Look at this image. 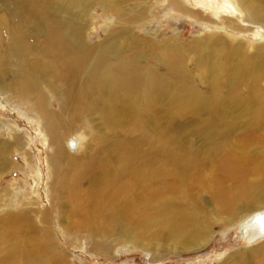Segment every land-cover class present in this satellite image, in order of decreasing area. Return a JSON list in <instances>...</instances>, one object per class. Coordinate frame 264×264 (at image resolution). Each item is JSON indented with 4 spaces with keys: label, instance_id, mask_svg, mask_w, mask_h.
Returning a JSON list of instances; mask_svg holds the SVG:
<instances>
[{
    "label": "bare ground",
    "instance_id": "6f19581e",
    "mask_svg": "<svg viewBox=\"0 0 264 264\" xmlns=\"http://www.w3.org/2000/svg\"><path fill=\"white\" fill-rule=\"evenodd\" d=\"M217 2L231 16L264 25V0ZM96 6L117 23L104 42L90 43ZM153 10L199 28L215 20L185 0H0V95L37 119L54 151L53 209L60 220L77 218L80 231L119 243L200 250L211 234L201 203L209 193L227 215L222 225L253 214L241 225L264 235V46L249 53L218 35L186 43L180 34L167 36L172 17L162 40L158 31L134 35L131 25ZM87 135L106 143L105 151L70 155L65 141L78 136L82 143ZM23 148L14 125L0 120V175L7 152ZM45 212L0 211V264H66ZM260 248L264 255V243ZM256 262L232 264H264Z\"/></svg>",
    "mask_w": 264,
    "mask_h": 264
},
{
    "label": "rangeland",
    "instance_id": "374dc122",
    "mask_svg": "<svg viewBox=\"0 0 264 264\" xmlns=\"http://www.w3.org/2000/svg\"><path fill=\"white\" fill-rule=\"evenodd\" d=\"M154 1L162 4L164 0ZM217 1L219 0H185L189 8L207 11L211 18H215V20L206 24L207 26L204 25L199 28L197 25H192L193 19L187 20L177 15H173V17L170 14L167 15L168 12L153 10V16L143 22V24L145 23L144 26L143 24L139 26L131 25V28L132 31L134 29V35H138V37L141 36V29L146 32L158 31L155 37L157 40H162L159 34H161V31L167 30L164 25L167 23L168 18L170 20L172 17V20L169 21L171 25L168 28L170 32L167 33V36L172 33L180 34L184 37L186 43L194 38H207L211 35H218L232 45L241 46L243 50L249 51V53L255 52L260 46H264V39H261L264 36V25L248 22L240 15L238 17L231 16L227 11L228 6L225 5V8L222 9V3ZM139 3H143V0H139ZM216 6L220 8V11H218V8L215 9ZM210 8L216 11L214 16ZM93 10L91 12L92 20L89 21L91 25L89 24L87 29L89 31L88 40H90V43L104 42L107 39L106 28L114 26L117 20L114 19L112 21L114 23H112L109 18H104L103 11L97 6ZM165 16L166 18H164ZM218 18H225L223 20L225 22ZM161 20L162 23L159 22ZM151 36H153V33H149L146 37L151 39ZM148 63L151 67L156 65L153 64L152 59L148 60ZM157 70L165 71L160 64ZM161 75L164 74L161 73ZM242 91L247 94L246 89ZM260 93L264 98V86H262ZM51 107L54 110H59L54 101ZM21 108V103L6 101L5 95H0V120L8 121L14 125L24 142L23 150L11 149L9 153L7 152L8 169L0 175V205H2L0 211L2 209L7 210L8 206L11 207L12 211H27L29 209L31 212L32 210L38 212L37 217H41L46 211L45 213H48L53 220L51 226L53 227L54 238L64 254L66 264H224L225 262L232 264L240 263V261L242 263H246V261H264V255L261 254L262 249L260 248L261 244L264 243L263 233L258 228L243 227L241 225L246 218L252 217L253 214L250 216L246 214V217L242 218L243 220H236L232 226L222 225L226 221L227 215L218 213L217 209L219 207L216 199L209 193H207L206 202L201 203L203 211L208 212L207 217L211 223V234L210 237L204 238L209 240L208 245L200 250L184 251L180 246H174L171 243L155 244L149 247H134L130 243H119V240L109 236L91 235L80 231L76 224L77 218L69 219V221L64 215L62 220L58 219L57 213H55L56 209H53L52 206L54 200L51 192L52 175L49 163V158L54 155V151L48 146L49 142L45 141L41 134L37 119L32 115H27V110ZM92 119L96 126H101L99 117H93ZM77 125H82V123H77ZM1 132L3 133L2 137L7 138V134H5L7 131L4 126H1ZM239 135L238 138L248 141V136ZM94 137L87 135L82 143L78 136L68 138L65 143L71 141L69 142V154L76 155L78 151L84 154L83 151H85L87 155H90L91 152H97L99 148L102 149V152L105 151L106 143ZM192 140L196 144V139L192 138ZM73 142L74 145L71 146ZM76 142L78 143L77 146ZM91 144L92 148L90 147ZM110 145L112 144L110 143ZM226 152L227 150L223 148L216 157L221 159L226 155ZM13 166L14 168H12ZM7 190L10 192L11 203L6 208L5 204H8V201H5L8 198ZM39 225L37 223L36 227ZM254 248L258 250H253L249 253L250 255L246 254L247 256H245L244 252L246 250L250 251Z\"/></svg>",
    "mask_w": 264,
    "mask_h": 264
}]
</instances>
